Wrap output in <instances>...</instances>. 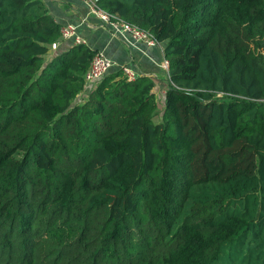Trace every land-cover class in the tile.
<instances>
[{
    "label": "trees",
    "instance_id": "obj_1",
    "mask_svg": "<svg viewBox=\"0 0 264 264\" xmlns=\"http://www.w3.org/2000/svg\"><path fill=\"white\" fill-rule=\"evenodd\" d=\"M95 1L164 45V106L0 0V264H264V0Z\"/></svg>",
    "mask_w": 264,
    "mask_h": 264
},
{
    "label": "crops",
    "instance_id": "obj_2",
    "mask_svg": "<svg viewBox=\"0 0 264 264\" xmlns=\"http://www.w3.org/2000/svg\"><path fill=\"white\" fill-rule=\"evenodd\" d=\"M53 18L62 26L77 27V35L87 41V45L104 54L117 64V69L128 67L137 76H148L156 83L155 93L159 104L165 102L169 87V73L161 67L164 60V45L149 48L145 45L131 48L127 43L115 36L106 24L91 13L89 6L81 0H43ZM73 43L65 41L62 46ZM116 69V70H117Z\"/></svg>",
    "mask_w": 264,
    "mask_h": 264
},
{
    "label": "built area",
    "instance_id": "obj_3",
    "mask_svg": "<svg viewBox=\"0 0 264 264\" xmlns=\"http://www.w3.org/2000/svg\"><path fill=\"white\" fill-rule=\"evenodd\" d=\"M81 1L85 2L89 6L91 13L95 15L102 23L110 27L115 36L122 38L128 46L137 49L140 45H145L149 48H155L161 45L151 33L141 30L137 27L130 26L123 21L116 20L114 16L100 9L97 6L95 0ZM61 40L64 42L73 40V44L75 45H87V41L77 35L76 28L73 26L62 27ZM53 48L55 49L56 45H53ZM161 67L169 72V61L164 58ZM116 69L117 64L114 61L107 58L102 53H97L85 75V81L88 85H93ZM120 69L124 71V74L129 81H135L137 79L138 76L132 69L128 67H122Z\"/></svg>",
    "mask_w": 264,
    "mask_h": 264
},
{
    "label": "rangeland",
    "instance_id": "obj_4",
    "mask_svg": "<svg viewBox=\"0 0 264 264\" xmlns=\"http://www.w3.org/2000/svg\"><path fill=\"white\" fill-rule=\"evenodd\" d=\"M75 28L77 29V27H75ZM76 33H77V32H76ZM131 48H132V47H131ZM162 104H163V103L159 104V107H160V108H163ZM159 119H160V118L157 117V118H156V122H158Z\"/></svg>",
    "mask_w": 264,
    "mask_h": 264
}]
</instances>
